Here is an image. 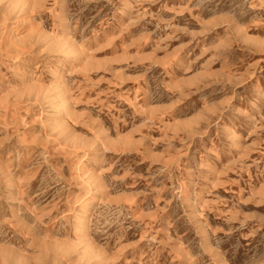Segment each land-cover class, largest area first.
Listing matches in <instances>:
<instances>
[{
  "label": "rangeland",
  "instance_id": "rangeland-1",
  "mask_svg": "<svg viewBox=\"0 0 264 264\" xmlns=\"http://www.w3.org/2000/svg\"><path fill=\"white\" fill-rule=\"evenodd\" d=\"M0 264H264V0H0Z\"/></svg>",
  "mask_w": 264,
  "mask_h": 264
},
{
  "label": "bare ground",
  "instance_id": "bare-ground-1",
  "mask_svg": "<svg viewBox=\"0 0 264 264\" xmlns=\"http://www.w3.org/2000/svg\"><path fill=\"white\" fill-rule=\"evenodd\" d=\"M257 102H258V100H257V99L253 100V101L251 102V107H255V106H256V104H257Z\"/></svg>",
  "mask_w": 264,
  "mask_h": 264
}]
</instances>
